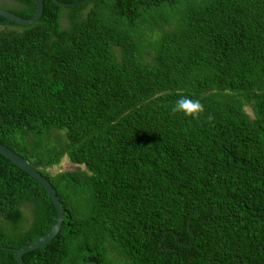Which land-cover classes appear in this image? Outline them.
<instances>
[{
  "label": "trees",
  "instance_id": "obj_1",
  "mask_svg": "<svg viewBox=\"0 0 264 264\" xmlns=\"http://www.w3.org/2000/svg\"><path fill=\"white\" fill-rule=\"evenodd\" d=\"M14 1L0 7L35 15L36 0ZM0 28V142L65 210L27 263L264 264V0H44L36 23ZM181 96L203 111L174 112ZM65 156L86 168L52 174ZM56 220L0 154V246Z\"/></svg>",
  "mask_w": 264,
  "mask_h": 264
},
{
  "label": "water",
  "instance_id": "obj_2",
  "mask_svg": "<svg viewBox=\"0 0 264 264\" xmlns=\"http://www.w3.org/2000/svg\"><path fill=\"white\" fill-rule=\"evenodd\" d=\"M58 5L64 7H74L78 6L82 3L89 2L92 0H83L77 2H63L61 0H54ZM37 2V11L35 15L31 18H24L17 13L11 11L10 9L0 7V16L8 18L18 24L21 25H29L34 24L40 20L44 11V0H36ZM0 154L11 160L14 164H16L19 168L27 172L29 175L38 180L43 187L48 192L55 208L57 211V220L53 227L44 235L37 238L33 242L28 245L16 248L10 246H0V250L11 251L17 254V260L19 264H29L24 260V255L37 250L45 245H47L50 241H52L61 231L62 224L65 219V210L63 203L58 195V192L52 182L47 178L43 173L37 170L32 163L24 157L21 153L11 148L10 146L0 142ZM85 264H101L95 260L87 261Z\"/></svg>",
  "mask_w": 264,
  "mask_h": 264
},
{
  "label": "clouds",
  "instance_id": "obj_3",
  "mask_svg": "<svg viewBox=\"0 0 264 264\" xmlns=\"http://www.w3.org/2000/svg\"><path fill=\"white\" fill-rule=\"evenodd\" d=\"M172 110L182 113L185 116L195 118L203 111V105L198 100H193L187 96H181L175 102Z\"/></svg>",
  "mask_w": 264,
  "mask_h": 264
},
{
  "label": "rangeland",
  "instance_id": "obj_4",
  "mask_svg": "<svg viewBox=\"0 0 264 264\" xmlns=\"http://www.w3.org/2000/svg\"><path fill=\"white\" fill-rule=\"evenodd\" d=\"M4 4L14 7L16 5V2L14 0H0V5H4ZM2 30H4V28H0V33ZM246 109L251 115H253V112H252V109L250 106H247ZM61 136L64 138V140L66 139L65 132L62 131ZM78 167H81L83 169L86 168L84 165L79 166L77 164L72 163L70 161V159L68 158V156H65L62 159L60 164L49 168V171L52 174H57L59 172H63V171H67V170H74V169H77Z\"/></svg>",
  "mask_w": 264,
  "mask_h": 264
}]
</instances>
